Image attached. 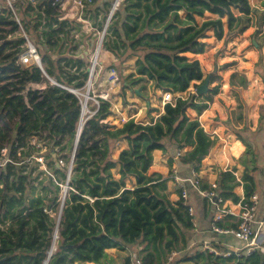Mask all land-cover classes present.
<instances>
[{
    "label": "trees",
    "instance_id": "1",
    "mask_svg": "<svg viewBox=\"0 0 264 264\" xmlns=\"http://www.w3.org/2000/svg\"><path fill=\"white\" fill-rule=\"evenodd\" d=\"M109 6L104 3L91 11L98 29ZM250 13L248 0H123L108 25L103 47L115 57L114 67L135 59L138 73L148 72L154 89L182 94L203 80L199 61L185 54L204 53L209 32L226 41L244 31L247 26L241 24ZM59 16L54 0H39L22 11L25 30L36 39L35 46H46L45 52L36 46L42 69L35 64L15 66L20 39L7 42V53L0 50V83L4 82L0 84V151L5 147L10 159L0 165V264H44L56 225L51 214L59 212L56 248L47 264H111L105 252L110 248H134L142 264H165L167 254L186 246L193 216L180 194L175 201L169 199L162 175L147 171L155 150L166 154L190 148L180 162L197 167L199 155L212 146L199 121L187 116L196 95L178 96L173 105L165 104L154 123L129 120L120 127L104 122L110 106L100 101L75 145L81 103L71 90L86 85L88 61L83 50L76 52L85 36L75 40L71 32L80 25ZM153 17L161 23L168 17L170 21L152 30L148 23ZM260 76L264 85V73ZM209 92L217 93V87ZM122 141H126L124 149L119 147ZM42 148L46 169L39 170V162L33 160L26 170L23 160ZM235 170H219L215 188L199 182V191L211 190L220 203L238 204L235 189L241 185L248 199L256 192V166H245L241 182ZM63 184L67 189L60 207ZM226 253L204 250L180 261L264 264L259 250ZM131 259L127 257L124 264H131Z\"/></svg>",
    "mask_w": 264,
    "mask_h": 264
},
{
    "label": "crops",
    "instance_id": "2",
    "mask_svg": "<svg viewBox=\"0 0 264 264\" xmlns=\"http://www.w3.org/2000/svg\"><path fill=\"white\" fill-rule=\"evenodd\" d=\"M104 3H109V5H111L110 0H95L94 4L91 6L90 9H92L94 12L95 9L102 7ZM251 15H252V11L247 16V18L248 17L251 18ZM169 21H170V17H168L162 23L158 22L157 19L153 17L149 20L148 25H149V28L152 30H159ZM92 24H93V21H92ZM253 32H254L253 27L247 26V28L244 31L236 33L226 40L227 45L223 49L224 50L223 54H219V59L222 61L221 63H224L223 62L224 60L231 61V62L224 64L221 70L218 71V77L213 78L212 84H213V87L214 86L217 87V93L209 92L208 94L201 96V97L196 96L193 107L187 109V116L190 119L198 120L203 130L205 131V133L208 134L210 138L213 140L212 146L209 149L205 150L204 151L205 153L209 152V154H211L214 152L213 145L215 144L216 141H219L218 142L219 144L221 142L220 147L223 146L224 149L228 148V154L226 153V151L221 152V149H218V151L216 152L218 153V155L221 156L220 159L222 161L221 163L219 162L220 163L219 165L221 166L217 170L219 172V170L226 171V170H231L232 168H236L233 174L235 175L237 182H241L240 177H241V173L243 169L245 168V166L248 165L249 167H253V166L258 167V164H259V162L258 163L256 162V164L254 165V163H251V161L248 160V156L251 153L250 150L241 143V141L234 135V132L232 131L234 128L240 129L244 125L245 112H244V109L241 108L240 104L243 102V99H245V97L249 95L248 92L246 94V89H250L251 86L254 85L253 82L256 79L252 75V69H251L252 63L255 60L254 58L255 53L253 52V50L247 48V44L249 42L248 38L250 37L249 35ZM212 39L215 40L216 42H221L222 45L224 43V39H221V40L215 39L212 32L208 33V37L205 38L204 41L205 42L206 40L211 41ZM209 43L211 44V42H207V46L205 48L204 53L198 54V55H192V54L186 53L185 55L190 58L197 59L199 61L200 56L205 54L206 49L210 45ZM230 48L231 50L229 51ZM87 51L88 49L83 50V52H87ZM101 56H102L101 57L102 67L104 66V64L107 67L114 66L116 59L113 56V54L104 50ZM227 59H230V60H227ZM130 60L134 61L135 59H129L128 61ZM135 68L137 69V74L139 75V77H141L140 80L138 79V80L132 81L133 85L137 84V89L132 90L135 92V98H136L135 100H140L144 97L147 98V96L149 97L148 99H146L147 105L149 104V101H150L151 103H153V105H155V107L150 108V113L148 114V116L149 115H153V116H149L148 117L149 121L146 120L145 122L154 123L157 120V118L164 112L163 108L165 104H163L161 100V96L163 92L154 89L153 81L149 79L148 72L139 74L138 73L139 66L137 63H135ZM106 70L107 69L104 68L103 71L106 72ZM194 83L198 85L200 81H196ZM123 89L128 91L129 88L123 87ZM211 89L212 88H210V90ZM190 93H192V91L188 89L186 92L179 94V96H181L182 98H186ZM154 97L160 98L159 104L158 103L154 104L153 102ZM128 107H131L133 110L132 111L128 109L127 111L124 110V112L119 113V117H122V116L127 117V115L129 114L130 116L137 118L135 119V121L137 122L139 120L138 118L139 115L144 111L143 107H141L140 104L139 105L130 104L127 106V108ZM254 123H255L254 125L256 126L255 121ZM117 127H120V125H118ZM119 147L121 149L126 148V141L120 142ZM234 148H238L240 151L234 152ZM189 150L190 148H185L183 151L186 152ZM254 154H256V152H254ZM202 155L206 156V154H203V153ZM230 156L234 158L232 159ZM152 157H153V161H152L150 168L147 171V174L148 175H153V174L162 175L163 178L166 179V184H167L166 192L168 194L169 199L171 201L177 200L178 194L174 192L173 184H171V179L169 178L170 176L168 175V171L171 169L173 165H178V166L181 165L179 161L180 157L176 158L175 152H174L172 158H170L169 155H166L159 150H155L152 153ZM241 157L243 158L240 161L239 159H241ZM171 159L177 160V162H173L171 161ZM244 159L247 160L245 164H243ZM206 160L207 159L204 158V161ZM213 167H216V166H213ZM240 167L242 168L240 169ZM186 169L189 170V168H186ZM217 174L216 175L211 174L206 183L207 184L214 183L217 177ZM261 178L262 176L260 175V173L258 177L257 175L255 177L256 192L254 193L259 196V203H258L256 219H255V224H254L255 235H254L253 243L251 244L253 245V247L251 248L253 250H255L256 247H259L260 244H264V176L262 178L263 182L260 181ZM128 185H130L129 182H128ZM237 188H239L240 192L239 193L236 192V193L240 197V201H241L244 198L243 189L241 185H239ZM192 202H194V199H192ZM239 203L233 204L230 201L216 203L211 208L213 215L211 216L209 223H205V222L200 223L199 221H197V224H195L193 222V232L195 233L191 235L192 237H190L189 239L190 245H195L196 242H202L205 246H207L206 245L207 242L211 241L213 242V245L212 246L209 245L207 247L208 249H212L213 253L215 254H223L224 252H227L226 254L236 253V252H231V250H228L227 247L240 246L242 242L236 240L230 234L213 232L211 229V226L215 225L221 229L235 228L236 222L238 219V214H239V207H238ZM198 206L199 204L198 205L195 204L196 212H198ZM191 208H192V213H193V207ZM192 220H194V218ZM198 224L199 226H197ZM216 249L218 251H216ZM105 252L107 253L109 258L112 257L116 260V257L119 254L115 255V253L119 252V253L124 254L125 251L119 250L116 248H110V249H106ZM129 256L133 258L134 256H137V255L136 253H133ZM85 264H94V263L87 262Z\"/></svg>",
    "mask_w": 264,
    "mask_h": 264
},
{
    "label": "rangeland",
    "instance_id": "3",
    "mask_svg": "<svg viewBox=\"0 0 264 264\" xmlns=\"http://www.w3.org/2000/svg\"><path fill=\"white\" fill-rule=\"evenodd\" d=\"M111 2L113 0H110ZM264 0H249L250 6H251V11L252 15L250 17H244V20L241 24V26H251L253 27L254 32L251 33L249 36V42L247 44V48L253 50L254 54V62L252 63V75L254 78V85L251 86L250 89H246V94L247 92L249 95L243 99V102L240 104L241 108L244 109L245 112V121L244 125L240 129H233L232 131L234 132V135L241 141L243 145H245L249 150L250 154L248 156L249 161H253L254 164L256 162L258 164V167L256 166V170L253 172L254 176L258 177L259 173L260 175L264 176V85L262 83V79L260 76V73H264V7L262 3ZM110 10V6H109ZM109 13V11H108ZM22 15V14H21ZM101 14L99 15L98 19H101ZM107 18V17H106ZM26 20V18H25ZM106 20V19H105ZM155 26V25H153ZM97 28V26H95ZM80 30V29H79ZM97 30H99L97 28ZM85 38L79 37L83 39L85 42L78 46V50H85L84 48H87L88 46V51L91 50L94 47L95 41L97 40V34L96 33H83ZM253 34V35H252ZM2 37V36H1ZM33 38V37H32ZM36 41V39H34ZM206 42H211V47L210 45L206 49V52L204 55L200 56L199 62L201 65V70L203 73V79L207 76L208 73L214 72V75L210 79V84L209 88H214L212 81L213 78L218 77V71L221 70V68L224 66V64L231 62V61H223L224 63H221L222 61L219 59V54H223L224 48L226 47V41H224L223 45L221 42H216L215 40H206ZM254 42V44H253ZM86 43V45H85ZM88 44V45H87ZM37 46V45H36ZM85 46V47H84ZM37 48L41 52H45L46 46L42 44H38ZM231 48L229 49V51ZM9 51V48L4 51V53H7ZM216 53H215V52ZM102 57V56H101ZM129 60V59H128ZM124 61L122 63H117L115 65V68L117 70V82L116 84L110 89L109 91V97L106 102L109 103L110 106V115L104 120V122H107L111 125H122L123 122L121 118H129L131 117L129 114L126 116L119 117L120 112H124L128 110H133L131 107H128L130 104H137L141 105L143 107V112L139 115V120L137 122H142L145 124V121H149L148 117L153 116L149 115L150 113V108L155 107L153 103L149 101V104L147 105L146 99L149 97L147 96L140 99V100H135V92L132 91L133 89H137V84H132V81L135 80H140L141 77L137 74V69L135 68V60L134 61ZM230 60V59H227ZM135 62V63H134ZM102 65V64H101ZM105 69H108L109 66L107 67L105 64L102 67V72L98 75V80L93 86H87V84L82 88L81 90L76 91L77 97L80 99L81 104H84V96H87L86 103H85V110L87 111L86 118L84 121V124L86 120L89 118L90 115H92L93 112L96 111L97 105L100 104L99 100H101L100 96H102L104 93L107 92L109 89V86L106 85V83H103L101 81V78H104L105 72L103 71ZM215 69V71H214ZM256 76V77H255ZM51 81V80H50ZM4 82H1L0 84H3ZM132 84V85H131ZM200 84V83H199ZM132 87H131V86ZM251 85V84H250ZM123 87L129 88L128 91L124 90ZM140 88V87H138ZM140 90V89H139ZM192 93L195 94V88L191 86L189 88ZM142 92V91H141ZM245 94V95H246ZM156 96V95H155ZM244 96V95H242ZM154 104H159L160 98L159 97H154L153 100ZM150 105V106H149ZM149 106V107H148ZM89 107V108H88ZM147 116V118H146ZM137 119V118H135ZM134 119V120H135ZM256 122V126L254 125V121ZM3 119L0 118V125L3 124ZM83 124V125H84ZM237 131V132H236ZM32 142L34 140L32 139ZM219 141H216L215 144L213 145L214 152L209 154V152H204L203 154H206V156L200 154L199 158L201 160L200 165L197 167H186L184 165L179 166L178 171L175 173L178 177L183 178L185 176L191 175L192 177H196L201 184H204L207 182L208 178L210 177L211 174L216 175L218 173V168L221 166L219 165L221 161V156L216 153L218 149H221V152L226 151L228 154V148L224 149L223 146L220 147V144L218 143ZM223 145V144H222ZM39 147V146H37ZM177 149H171L166 155H169L170 158H172L173 153L176 152ZM184 150V149H183ZM184 152V151H183ZM256 152V154H254ZM44 149L42 148L41 151L36 152L35 150L31 152V155L28 158H25L23 160V163L28 164L26 166V170L31 166L32 161H37L39 162V170H45L46 165L44 163ZM116 155V154H115ZM114 155V156H115ZM182 156V155H181ZM181 156L179 158V161L181 159ZM55 157V156H53ZM232 159L234 157L230 156ZM204 158L207 159L204 161ZM239 159L240 161L242 160ZM213 160V161H211ZM10 161L9 156H8V151L4 147L0 151V165L5 164L6 162ZM63 161V160H62ZM173 162H177V160H172ZM203 162V163H202ZM220 162V163H219ZM181 163V162H180ZM19 166L21 164H18ZM204 166V168H203ZM216 166V167H213ZM230 166V165H229ZM186 168H189L187 170ZM242 167H240L241 169ZM259 168V169H258ZM258 169V170H257ZM204 170V171H203ZM258 172V173H257ZM168 175L170 176L169 178L171 179V184H173V189L174 192L179 194V182H176L173 177V172L171 169L168 171ZM43 176V175H42ZM262 178L260 181L263 182ZM174 180V181H173ZM259 182V181H258ZM260 185V183H259ZM185 187L187 189L188 197L185 200L186 203L189 205V207H193V222L197 224V221L209 223V220L211 219L212 211L211 208L213 207L214 203L212 201H209L204 194L199 193V188L195 189L193 188L190 184H185ZM62 188H65V184L62 185ZM63 191V190H62ZM64 192V191H63ZM63 192H61L60 199H59V204L61 206V202L63 200ZM201 192V191H200ZM236 192L239 193L240 190L239 188L236 189ZM106 194V193H105ZM205 198V202L204 199ZM192 199H194V202H192ZM195 204H199L198 206V212H196ZM203 205V206H202ZM201 207V208H199ZM209 209V210H208ZM56 222L59 219V215H56L55 213L52 214ZM199 223V224H200ZM199 224L197 226H199ZM193 229H191L187 233V243L186 246L179 250V251H173L166 256V262L165 264H195L192 262H185V261H180L181 258L185 257L186 255H191L195 252H202L204 250H208L210 252H213L212 249H208L207 246H212L213 242H207V246H205L202 242H196L195 245H190L189 239L192 237L195 232H193ZM56 244V242H55ZM205 246V247H204ZM181 247V246H180ZM253 245H247L244 243H241L240 246H232V247H227L228 250H231V252H236L240 254H248L252 251L251 249ZM56 248V245H55ZM225 248V247H223ZM225 249V250H227ZM255 250H259L264 254V244H260L259 247H256ZM55 249L52 251V254L54 253ZM124 254L116 252L115 255L119 254L116 257V260L112 257L110 259L112 260L111 264H124V260L127 257H130L129 255L136 253V249L134 248H126L124 250ZM216 251H218L216 249ZM137 255V254H136ZM227 255V254H226ZM140 256V255H139ZM141 258V256H140ZM105 264V263H104Z\"/></svg>",
    "mask_w": 264,
    "mask_h": 264
},
{
    "label": "built area",
    "instance_id": "4",
    "mask_svg": "<svg viewBox=\"0 0 264 264\" xmlns=\"http://www.w3.org/2000/svg\"><path fill=\"white\" fill-rule=\"evenodd\" d=\"M39 0H0V50L5 51L10 46L7 45L8 41H12L15 39L22 40L21 44H19L16 48L14 63L18 68L26 67L30 64L37 65L40 69H42L41 60L39 57V53L34 44L33 38L26 32L25 26L23 24L21 14L22 11L25 10L26 6L35 7L36 3ZM123 0H113L110 5V10L107 15L106 20L101 29L97 30V28L92 24V19L90 18L92 9L91 6L94 4V0H54V4L57 7V11L60 14L59 20L70 19L74 20L78 25L80 24V30H74L71 32V36L74 37L75 40H78L81 34L87 33H96L97 40L95 41L94 47L84 52L86 59L88 61L87 65V86H93L98 80V75L102 72L101 66V55L105 50L103 47L104 37L106 35V31L108 25L111 21L113 14L120 7ZM29 20L32 19V12H29ZM13 26H16L15 30H11ZM80 46V45H79ZM77 52H79L77 48ZM117 70L114 66L109 67L105 74L104 78H101L103 83L109 86V89L106 93L100 96V101H107L109 97L110 89L117 82ZM74 94L76 93L75 90ZM76 95V94H75ZM179 96L178 93L172 94L170 92H163L161 96V100L163 104L173 105L176 98ZM81 103V101H80ZM99 106V104L97 105ZM82 108V104H81ZM96 112V111H95ZM93 112L92 114H94ZM81 114V112H80ZM91 116V115H90ZM89 116V117H90ZM134 117L129 118H121L122 122L125 123L129 120H134ZM135 121V120H134ZM136 122V121H135ZM140 124H145L142 122H136ZM238 148H234V152H239ZM183 154V149H178L175 152V157L178 158ZM72 161V158H71ZM61 166H64L62 160H59ZM178 165H173L171 167L173 172V177L176 182H179V194L180 197L184 200L187 199L188 193L185 187V184H190L193 188L198 189L199 180L196 177H192L191 175L185 176L183 178L178 177L175 173L178 171ZM70 173V166L68 168V175ZM212 188H215V184H210ZM67 189L65 184V188L63 191ZM63 192V193H64ZM199 193L204 194L208 198L209 201H212L214 198V193L211 190L199 191ZM219 203L221 200H217ZM259 203V196L253 193L248 199H242L238 205L239 214L236 222V227L231 229H221L215 225L211 226L213 232L216 233H224L230 234L236 240L251 245L254 239V224L256 219V213ZM62 204V202H61ZM215 205V204H214ZM61 207V206H60ZM190 215L192 212V208H189ZM54 214V213H53ZM60 212L58 213V215ZM53 217V215L51 214ZM54 218V217H53ZM57 223V222H56ZM55 231V230H54ZM54 236V233H53ZM50 250V249H49ZM49 252V251H48ZM47 252V255H48ZM131 264H142V260L139 256H134L131 259Z\"/></svg>",
    "mask_w": 264,
    "mask_h": 264
},
{
    "label": "water",
    "instance_id": "5",
    "mask_svg": "<svg viewBox=\"0 0 264 264\" xmlns=\"http://www.w3.org/2000/svg\"><path fill=\"white\" fill-rule=\"evenodd\" d=\"M214 71H215V69H214ZM213 75H214V72L208 73L207 76L202 80V82L197 85V87L195 88V95L196 96L201 97V96H204V95H206V94L209 93V91H210V88H209L210 79H211V77ZM71 92L74 93V91H71ZM80 120H81V114H80L79 123H78V129H77V135H76V143H75V145L77 144V140H78V138L80 136L81 129H82V127L80 126ZM216 201H217V196H214V198L212 199V202L214 204H216ZM59 218H60V214H59ZM58 224H59V219H58V221H57V223L55 225V231H56V228L58 229ZM55 231H54V236H55ZM54 236H53V240H54ZM57 238H58V234H57ZM53 240H52V242H53ZM51 247H52V244H51ZM51 255H49V252H48L47 259L44 261V264H47L48 263L49 257Z\"/></svg>",
    "mask_w": 264,
    "mask_h": 264
},
{
    "label": "bare ground",
    "instance_id": "6",
    "mask_svg": "<svg viewBox=\"0 0 264 264\" xmlns=\"http://www.w3.org/2000/svg\"><path fill=\"white\" fill-rule=\"evenodd\" d=\"M84 104L82 105V108H81V120H80V126L83 127V124H84V121H85V118H86V114H87V111L85 110V103H86V99H87V96H84ZM89 108V107H88ZM57 234H58V229L56 228V231H55V236H54V240L52 242V247L50 248L49 250V255L52 254V251L55 249V242L57 240Z\"/></svg>",
    "mask_w": 264,
    "mask_h": 264
}]
</instances>
